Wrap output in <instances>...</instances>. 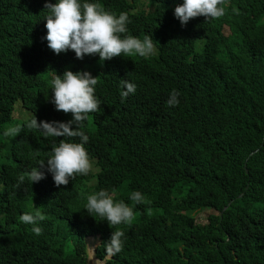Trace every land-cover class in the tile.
I'll return each instance as SVG.
<instances>
[{"label":"trees","instance_id":"obj_1","mask_svg":"<svg viewBox=\"0 0 264 264\" xmlns=\"http://www.w3.org/2000/svg\"><path fill=\"white\" fill-rule=\"evenodd\" d=\"M43 1L0 0V264H87L78 241L97 233L109 238L115 230L125 233L120 255L129 263L113 264H140L147 256L163 264H264V0H226L224 16H197L183 26L173 11L182 0H96L103 9L127 13V34L148 35L156 48L149 57L103 62L98 55L77 58L72 50L56 54L48 48L46 33L40 36ZM244 64L255 66V78L239 70ZM65 69L96 76L95 95L103 104L82 125L89 135L85 148L101 168L99 190L114 192L130 206L132 191L144 195L131 224L103 226L83 210L90 177L57 186L45 170L47 179L18 180L64 138L46 139L24 122L17 127L16 106L38 122L71 119L49 99L51 74ZM202 70L217 80L218 94L210 100L182 92L187 107L175 129L216 135L212 107L226 106L237 92L244 116L187 157L178 153L186 141L182 134L159 133L153 118L161 114L170 85L182 91L201 79ZM122 79L137 86L123 103ZM9 127L20 130L4 136ZM33 209L44 216L42 229L46 221L63 223L54 237L36 236L19 222ZM169 235L178 246L165 253Z\"/></svg>","mask_w":264,"mask_h":264},{"label":"clouds","instance_id":"obj_2","mask_svg":"<svg viewBox=\"0 0 264 264\" xmlns=\"http://www.w3.org/2000/svg\"><path fill=\"white\" fill-rule=\"evenodd\" d=\"M225 4L226 0H182V3L175 6L173 11L174 16L183 26L190 18L197 16H203L206 20L224 16ZM35 7L39 8V5ZM42 7L44 15L40 36L46 33L43 38L45 42L47 41L48 48L56 54L72 50L77 58H82L84 55H98L101 62L116 56L135 55L144 58L156 54V48L150 36L145 35L140 39L127 34L130 23L127 13H115L110 9H103L96 0H44ZM232 11L236 12V9L233 8ZM239 70L253 78L256 76L253 64H244ZM95 77L88 71L73 72L69 69H65L62 74H57L56 71L51 74L50 102L57 111L71 113V119L67 121L40 120L38 122L34 114L25 119L24 127L39 131L44 138H53L55 141L56 137L64 139L54 143L51 150L28 172L27 176L21 175L18 180L24 182L27 179L30 183H34L47 179L44 176L45 170L51 174L57 186L67 185L70 179L78 175L90 177L89 193L85 194L86 203L83 210L91 218L98 219L103 226L107 225L104 221L109 226L128 225L134 220V206L144 202V195L139 190L132 191L128 197V200L133 202L130 206L124 200H116L118 195L114 192L99 190L98 175L101 168L97 161L89 156L85 148L89 135L82 130V125L88 119L89 114L95 113L98 107L102 108L103 104L100 95L97 94V97L95 95L98 83ZM245 85L249 87L248 82H245ZM136 87L134 82L127 79L120 80L121 103L129 94L136 92ZM170 87L173 90L168 93L167 100L161 99V114H157L153 120H155L156 130L161 134L171 135L174 131L182 134L186 141L179 145L181 150L178 153L181 155L186 154L189 157L192 148L200 150L203 145L217 138L222 132H224L223 135L228 133L244 116L241 97L237 92L235 99L232 95L226 98V106L212 107L218 121L214 124L216 135L201 134L191 127L175 129L177 123L183 120V112L187 107L182 92H186L187 95H196L199 98L208 97L211 100L217 96L220 87L217 86V80L211 78L206 70H202L200 80L188 83L182 91L174 85ZM19 130L17 127H9L3 135L14 136ZM259 152L260 149H257L251 155ZM230 205L231 203L225 208L227 209ZM69 215L68 210L66 219ZM148 215H151L150 209ZM43 220L44 216L38 209L26 211L19 216L20 223L30 225V230L34 235H41L44 238L54 237V232L63 226V223L56 224L46 221L42 229L39 225ZM142 236L146 237V235ZM124 238L125 233L122 230L112 231L109 238L103 233L90 234L83 242L78 241L80 243L78 247L82 255L86 257L87 264H113L118 259L127 261L120 255ZM75 244L77 243L73 241V247ZM177 246L176 237L169 235L162 247L167 253ZM157 259V256L155 258L147 256L140 264L162 262Z\"/></svg>","mask_w":264,"mask_h":264},{"label":"rangeland","instance_id":"obj_3","mask_svg":"<svg viewBox=\"0 0 264 264\" xmlns=\"http://www.w3.org/2000/svg\"><path fill=\"white\" fill-rule=\"evenodd\" d=\"M141 1H144V0H141ZM18 106H16V109H15V117H14V123L17 127L20 126L21 123L25 122V119L26 118H29V111L27 109H24V111H18ZM208 213H211L208 212ZM193 214H199V213H193Z\"/></svg>","mask_w":264,"mask_h":264},{"label":"water","instance_id":"obj_4","mask_svg":"<svg viewBox=\"0 0 264 264\" xmlns=\"http://www.w3.org/2000/svg\"><path fill=\"white\" fill-rule=\"evenodd\" d=\"M225 210H226V208H225Z\"/></svg>","mask_w":264,"mask_h":264}]
</instances>
